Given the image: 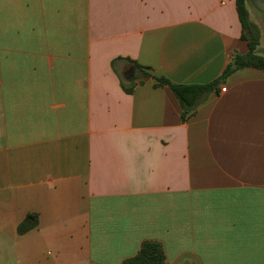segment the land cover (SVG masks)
<instances>
[{
  "label": "crops",
  "instance_id": "1",
  "mask_svg": "<svg viewBox=\"0 0 264 264\" xmlns=\"http://www.w3.org/2000/svg\"><path fill=\"white\" fill-rule=\"evenodd\" d=\"M247 50L235 0H0V264H122L144 240L166 264H264V71L231 67ZM133 62L184 84L232 71L183 121Z\"/></svg>",
  "mask_w": 264,
  "mask_h": 264
},
{
  "label": "trees",
  "instance_id": "2",
  "mask_svg": "<svg viewBox=\"0 0 264 264\" xmlns=\"http://www.w3.org/2000/svg\"><path fill=\"white\" fill-rule=\"evenodd\" d=\"M237 14L241 24V39L246 41L248 50L245 54H236L234 63L237 67H254L264 71V54L257 51L260 44V30L258 26L249 19L247 0H235ZM136 69L140 71L143 77H152L154 86H167L177 98L181 107V118L183 121L193 113L199 104H201L211 93L216 91L218 86L227 75L232 71L227 68L220 76L207 83H175L164 76H157L148 71L147 66L133 62ZM134 80L128 84L122 83L124 90L128 93L133 91L136 85ZM37 224V214L29 213L25 219L18 225V233L22 234L34 228ZM166 257L163 246L155 240H144L138 252L123 260L122 264H166Z\"/></svg>",
  "mask_w": 264,
  "mask_h": 264
},
{
  "label": "rangeland",
  "instance_id": "3",
  "mask_svg": "<svg viewBox=\"0 0 264 264\" xmlns=\"http://www.w3.org/2000/svg\"><path fill=\"white\" fill-rule=\"evenodd\" d=\"M247 6H248V11H249V19L258 26L260 30V34H261L260 44L257 47V51L259 53L264 54V14L257 11L250 4L249 1L247 2Z\"/></svg>",
  "mask_w": 264,
  "mask_h": 264
},
{
  "label": "water",
  "instance_id": "4",
  "mask_svg": "<svg viewBox=\"0 0 264 264\" xmlns=\"http://www.w3.org/2000/svg\"><path fill=\"white\" fill-rule=\"evenodd\" d=\"M250 2V4L260 13L264 14V0H247V2ZM236 64H232V68L235 67ZM134 67H131L127 73L125 74V78L128 81H131L134 76Z\"/></svg>",
  "mask_w": 264,
  "mask_h": 264
},
{
  "label": "built area",
  "instance_id": "5",
  "mask_svg": "<svg viewBox=\"0 0 264 264\" xmlns=\"http://www.w3.org/2000/svg\"><path fill=\"white\" fill-rule=\"evenodd\" d=\"M225 89H226L225 87H222L220 90H221V91H225Z\"/></svg>",
  "mask_w": 264,
  "mask_h": 264
}]
</instances>
